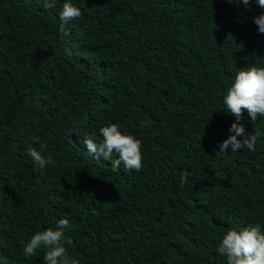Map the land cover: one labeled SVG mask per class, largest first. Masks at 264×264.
<instances>
[{
    "label": "trees",
    "instance_id": "trees-1",
    "mask_svg": "<svg viewBox=\"0 0 264 264\" xmlns=\"http://www.w3.org/2000/svg\"><path fill=\"white\" fill-rule=\"evenodd\" d=\"M44 2L0 0V264H44L47 249L23 248L60 219L78 264H227L217 252L227 231H264V117L244 110L240 121L260 133L255 152H219L236 122L228 88L238 71L264 68L254 23L264 8ZM66 2L82 15L65 35ZM110 124L141 141L139 172L87 153L83 138L101 142ZM29 147L53 162L38 168Z\"/></svg>",
    "mask_w": 264,
    "mask_h": 264
},
{
    "label": "clouds",
    "instance_id": "clouds-1",
    "mask_svg": "<svg viewBox=\"0 0 264 264\" xmlns=\"http://www.w3.org/2000/svg\"><path fill=\"white\" fill-rule=\"evenodd\" d=\"M37 2L39 3V0ZM240 2L247 7L252 0H237V3ZM255 3L260 8H264V0H255ZM52 6L45 0L43 4L45 10ZM81 15L82 12L78 7L66 2L59 15L61 33H64L65 25L70 20L77 19ZM254 23L258 26V32L264 34V14L254 18ZM224 104L228 112L235 117L236 122L229 129L233 134L219 145V152L228 154L229 148L232 153L243 149L255 152L260 133L258 131L255 134L246 133L240 121L244 110H247L252 121L264 117V68L252 66L247 70L238 71L233 84L227 90V95L224 96ZM146 123H142L141 126H145ZM99 134L103 138L101 142H96L94 135L83 138V144L90 156H94L97 160L101 157L110 160L113 170L121 165L125 169L137 172L142 169L141 141L132 135L122 134L116 124L101 127ZM43 148L44 145H41V149ZM26 151L40 169L53 162L50 156L46 158L42 151L34 147H29ZM114 153L118 158L112 160ZM186 183H188L187 174L180 177V186L183 187ZM69 227L68 220L60 219L54 229L48 228L37 232L23 248L24 254L34 256L38 250L44 248L47 249L43 256L44 264H78L77 261L70 260L63 244L65 230ZM217 252L220 256L226 257L227 264H264V231L259 224L239 231L229 230L222 237Z\"/></svg>",
    "mask_w": 264,
    "mask_h": 264
}]
</instances>
